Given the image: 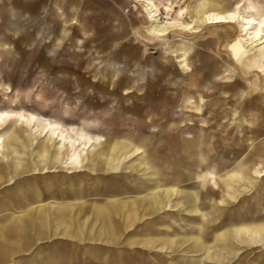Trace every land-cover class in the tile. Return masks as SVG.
<instances>
[{
	"label": "rangeland",
	"instance_id": "374dc122",
	"mask_svg": "<svg viewBox=\"0 0 264 264\" xmlns=\"http://www.w3.org/2000/svg\"><path fill=\"white\" fill-rule=\"evenodd\" d=\"M11 1L0 0V31H4L0 32V112L10 114L6 118L7 123L0 126V138L10 146L14 144L25 164L35 163L37 170L32 166V172L37 174L31 181H37L38 175H46L43 173L49 159L44 155L34 158L32 152L34 148L37 150L43 146L40 142L48 139L37 136L34 145L26 139L27 143L23 146L19 141L9 140V128L16 120L14 110H21L10 106L14 101L21 103V99L32 105L35 101L38 104L35 114L66 126L71 136L78 137V133L83 132L95 137L93 147L86 150L81 147L82 150L77 151L82 153L81 157L73 156L74 151L64 149L68 159L61 161L55 169V180L65 179L66 184L56 182L53 188L59 195L55 198L61 199L62 203L80 191L75 188L72 192L70 186L81 184L83 170L89 171L88 161L94 160L97 155L100 157L107 142L112 149L117 143L124 149L125 145L133 142L138 144V138L154 136L150 144V149L153 148L151 161L165 174H173L175 169L168 163L167 154L154 152L159 143L167 145L170 142V133L164 134L175 125L177 128L172 134L180 135L181 145L185 144L183 137L203 134L202 160L197 165L202 177L196 185L199 181L204 182L205 178L210 181L202 187V210L194 213V220H190L189 214L168 211L147 221L155 223L157 235L166 241L174 235V232H169V227L172 230L179 228L175 220L179 217L182 225L178 236L196 234L209 241V230L218 227L221 231L222 224L210 223L207 218L210 212L215 214L223 210V218L217 220H224L231 226L227 246L232 256L229 261L218 264H264V241L248 244V234L244 232V239L238 241L237 233L242 227L264 225V44H250L249 36L240 32L242 23L214 25L205 21L207 13L212 10L229 12L240 5V12L249 17L252 3L264 12V0H152L160 9L158 18L161 24L169 26L171 22H193L196 26L190 33L175 30L172 37L166 39H158L149 33L151 22L148 13L137 5L136 0H101L97 7L100 10L89 13L83 8L93 1L85 0L87 3L82 7L77 1L72 3L75 6H71L70 2L61 4L59 0H44L45 4L39 10L33 4L36 0H20L14 7ZM23 4L31 6L29 11L18 16V9ZM167 7L171 8L169 17ZM58 70H62L61 73ZM103 74L106 78L102 77ZM112 85L117 88L113 95L110 93ZM146 92H150L151 103L140 99L139 95ZM4 93L6 97L1 96ZM156 102L164 108H158ZM60 146L53 145V148L60 151ZM1 150L0 173L4 169L6 177L3 181L0 177V191L4 186V190L7 189L9 184L12 190L18 179L10 182L12 175H9L10 170L6 166L15 165L14 154L11 155L7 146H2ZM143 156L125 152L117 157L115 163L128 166L139 162ZM244 167L245 172H242ZM182 169L189 172L195 170L187 154L183 155ZM115 172L120 174L124 171L119 169ZM96 178L86 176L83 180L93 184L97 182ZM112 178L113 175L101 176L100 184H110ZM126 182L130 183L124 178H116L117 184ZM193 182L187 181L185 185L192 186ZM61 185L68 186L67 191H63ZM208 191L210 197L206 196ZM236 191L240 192L237 200L230 199L225 205L224 194ZM102 193L109 196L107 191ZM13 195L10 191L9 196L12 198ZM94 195L85 193L84 197L91 201L96 198ZM131 196L135 197V194H125L124 199ZM54 204L59 205L57 202ZM63 207L60 208L67 210V206ZM53 208L56 211L59 209ZM169 213H173L174 218H170ZM1 216L2 213L0 226L6 221ZM185 228L188 230L185 231ZM60 241L44 239L28 255H16L13 259H22L28 264L33 260L46 263L53 249L65 250V246L58 245ZM188 243L186 241L185 246L175 253L145 249L146 254L141 259L129 246L120 245L112 250L108 258L110 264H124L123 258H120L124 254L129 261L135 256L133 262L126 264H145V260H152L151 257L157 254L159 257H153L154 264H175L170 262L172 256L188 260ZM95 249L86 251L84 258L87 264H106L104 260L95 258L101 257L102 253L107 256L108 252ZM222 249L223 246L219 245L215 251L220 254ZM67 250H71L70 246ZM59 257L53 256L50 260L59 259L62 263L72 256ZM78 259L80 257L74 258ZM11 263L18 264L11 260L0 264ZM184 264L190 263L186 261ZM196 264L201 263L196 261Z\"/></svg>",
	"mask_w": 264,
	"mask_h": 264
},
{
	"label": "crops",
	"instance_id": "0c3cea01",
	"mask_svg": "<svg viewBox=\"0 0 264 264\" xmlns=\"http://www.w3.org/2000/svg\"><path fill=\"white\" fill-rule=\"evenodd\" d=\"M12 1L14 3V5L13 3L11 4L13 7L15 5H18L20 2V0L19 2L18 0H16V2L15 0ZM59 1L61 4L62 2H70L71 6H75V4L72 3H74V1H77V3L82 7L84 3H87L85 2V0ZM87 1H93V3H88V6L83 8L86 12L89 13L94 12L95 10H100L97 7L100 6L99 4L101 0ZM30 6L31 5L23 4V7L18 9V16L22 15L21 12L25 13L26 10L29 11ZM13 10L14 8L11 11L13 12ZM98 23H100L99 17ZM0 32L4 31L1 30ZM85 33H87V31H85ZM54 60L56 61L58 59ZM174 128L177 127L173 125L172 129ZM172 129L170 130V132H168V134L170 133L169 135L172 136V138L169 139L171 143L168 142L166 143L167 145H161L163 142L159 143V145L156 147V151L154 152H162L163 155L167 154L166 158L168 159V163L172 167H174L176 172L174 171L173 174H165L163 171L158 169L156 165H154L151 161L152 157L150 156V154L153 151V148L150 149V144L152 143L151 140L154 139V136L151 137L145 135V137L138 138V145L133 142L131 145H125L124 149L121 148L117 143V145L113 148L119 150V152H117L116 150L114 151L115 154H117L116 156H114V165L116 166L115 169L109 171L104 165L100 167L99 165L102 163V161L104 162V159H100L99 155H97L94 158L95 160L88 161L87 167L89 171L83 168L84 170L81 174V184H72L70 186L72 192L75 188L80 191L78 193H73L70 200H65L66 202L63 203V206H67V210L69 211L62 210L60 207L63 206L60 204V206H58V208L60 209L56 211V209L53 208L57 207L54 206V203L56 202H51V207H49V209H44L42 212H40L39 208L35 209L34 206L39 204V202H36L35 198L37 193L35 189L36 187L42 189L40 193L42 192L43 194H40V196L44 197L45 199L50 192L54 193V197L55 195L59 197L58 193H55L53 191V188H55L54 186L50 187L52 191L46 192L47 181L45 180H48V178L46 177V175L48 174H44L45 176L38 175L39 178H37V181L32 182L31 178L34 177L35 174H37V172L35 171L32 172V166H35L36 168L35 163L33 165L25 164V166L20 169V173L16 172L17 170L15 169V165H7L6 167L10 170V172L8 171L9 175H12L10 178V182H13L14 180H16V178L18 180L13 187L11 186L12 190H10L9 184L7 185V189L4 190V186L3 190L0 191V213H2L1 219L6 220L3 221L0 226V263L9 262L11 260L18 264H28L27 261H25L27 263H24L22 259L17 260L13 258H15L16 255H28V252L32 251V249L39 245L44 239H60L61 241L58 243V245L65 246V250L63 249L62 251H60L59 249H53L50 253L51 256L48 258V262L43 264H73V262L79 261V264H87L88 262L84 258V256L87 254V250H96L95 248H97L111 254L112 250L120 245L129 246L131 250L135 252L134 255H138L141 257L146 254L145 249L155 250L156 252H164L161 251V248L168 247L173 251V253H175L182 246H185L186 241H188L189 252L186 254H191V251H193V249H191L190 247L194 246V244H196V246H200V244L197 243V237H194L196 234L186 235L187 233H183V236L182 234L179 236L177 235L179 234V228L182 225L179 221V217L175 219L177 220L176 223L179 228L177 230L174 229V231L169 227V232H174V235H170L168 240L166 241L165 239L157 235L158 232H156V229L158 227L155 225V223L147 221L162 214L163 212L168 211L189 214L191 216L190 220H194V217L192 216L194 215V213H197V205L193 201L194 198L191 197L190 194L196 190L200 192V188H198L196 182L201 178V170H197V165L202 160L201 142L204 136L203 134H197L190 136L189 138L183 137L182 141L184 142L185 140L186 142H184V145H181L180 135H172V133L174 132V130L173 132H171ZM108 144L109 142L105 143V145H107L105 150H108V159H110L113 156V149L108 147ZM125 152H132L133 154H144V156L139 162H132L128 166L123 163H115L117 157L123 155V153ZM184 154H187L188 158L193 162V167L195 168L193 172H189L188 170L185 171L184 169H182ZM100 156L102 157V155ZM91 162L93 163L91 164ZM119 169L123 170L124 172L120 174L119 172H115L116 170L119 171ZM242 169V172H245L246 168L244 167ZM34 170H37V168ZM104 175H113L114 178H124L125 181H129L130 183L126 182L125 184H117L116 178H112L110 184H107L104 187L102 186V184H100V178ZM86 176L98 177L96 178L97 182L93 184L85 183V179L83 180V178H85ZM0 177L2 181L5 179L6 172L4 169H2ZM41 177H44L45 179L43 178L42 180ZM53 177L55 178V176H52V178ZM133 178L135 179V181H131ZM190 180L194 181L193 185L186 186L185 184ZM62 182L65 183V179ZM74 182L77 183L76 181ZM61 186L64 188L63 191H67L68 186ZM173 188L178 190V193L176 195H174L173 192L170 194V196H165L163 194L165 193L163 192V190ZM105 190L109 193L108 197L102 195V192H105ZM10 191L14 193L12 198L9 196ZM63 193L65 194L66 192ZM85 193L96 194L94 195V197L96 198L89 201V199H85ZM128 193L135 194V197L131 196L129 199H124V195ZM31 205L34 206L31 207ZM102 205L103 208L108 211L107 213H109L107 215V218L106 215L105 217H102L100 215V207ZM172 205L173 208L171 209L170 206ZM198 207H201V202L199 203ZM11 209H14V211ZM48 211L51 212V219L47 218L48 214L44 216ZM171 214L173 213H169L168 216H170ZM170 218H174V216L171 215ZM182 220L184 219L182 218ZM182 229L184 230V228ZM132 233L134 234V236H132ZM69 246L71 250H67ZM136 247L138 249H136ZM39 254L41 253H38V255ZM69 254H71L72 257L70 259H65L62 263L59 261V259H51V261L49 262L50 258H52L53 256H57V258L59 256H65V258H69ZM109 254H107L106 256L105 253H102L101 257H97L95 259L104 260L106 264H110L111 260L108 258ZM123 255H121L120 258L121 260L123 258L124 264H126V262L130 263L134 261L135 256L132 257L133 259L130 258L131 261H129L126 260ZM79 257L80 260H74V258ZM153 257L159 256L155 254L151 257L152 260H145L143 263L154 264ZM114 261L116 262V260ZM30 264L42 263L40 260H33V262L31 261Z\"/></svg>",
	"mask_w": 264,
	"mask_h": 264
},
{
	"label": "bare ground",
	"instance_id": "6f19581e",
	"mask_svg": "<svg viewBox=\"0 0 264 264\" xmlns=\"http://www.w3.org/2000/svg\"><path fill=\"white\" fill-rule=\"evenodd\" d=\"M16 2V0H15ZM19 2V0H18ZM75 2V1H74ZM137 3V5H140L144 8V10L148 13V19L151 22L150 26H149V33L153 36H155L158 39L161 38H168V37H172L171 34H173L172 32L177 30V31H181V32H192L194 31L195 27L193 25V22L190 23H182V22H169V26L163 25L160 23L159 20V15H160V9L158 8L157 4L152 1V0H136L135 1ZM13 1L10 3L12 4ZM18 4V3H17ZM14 5V3H13ZM227 6V5H226ZM242 5L236 7V9L234 11H229V12H217V11H210L207 13L206 17H205V21H208V24H214V25H220V24H226V23H242L243 24V28L240 32H242L245 36H249V40L250 44L253 45H258V44H264V12H262V10L260 11L259 8L252 3L250 5V10L249 12L251 13V15L249 17H245L243 16V14L240 12V8ZM175 8V7H174ZM170 12H171V8L167 7V17L170 16ZM64 15V14H63ZM26 17V16H25ZM169 19V18H168ZM170 20V19H169ZM59 21V20H58ZM21 25V24H20ZM233 25V24H232ZM58 30V29H56ZM55 30V33H57ZM60 31V30H58ZM201 31V30H200ZM68 33V32H67ZM194 33V32H193ZM253 35V36H252ZM77 37V36H76ZM75 37V38H76ZM240 37V36H239ZM67 39V38H66ZM60 40V39H59ZM73 40V39H71ZM78 42V41H77ZM236 42V41H235ZM152 43V42H151ZM169 43V42H168ZM4 45V44H3ZM228 46V45H227ZM2 47V46H0ZM75 47V46H74ZM10 50V49H9ZM80 50V49H79ZM231 51V50H230ZM241 51V49H240ZM178 52V51H177ZM238 53V52H237ZM236 53V55H237ZM181 54V53H180ZM230 54V53H229ZM239 54V53H238ZM24 59V58H23ZM40 60V59H39ZM40 62V61H39ZM43 62V61H42ZM41 62V63H42ZM184 62V61H183ZM181 63V62H179ZM41 65V64H40ZM19 66V65H18ZM186 66V65H185ZM181 67V66H180ZM32 69V67H31ZM33 70V69H32ZM199 70V69H198ZM60 71V70H58ZM62 71V70H61ZM60 71V72H61ZM215 71V70H214ZM76 72V71H75ZM197 72V71H196ZM30 73V72H29ZM173 74V73H172ZM80 75V74H79ZM115 76V74L113 75ZM72 77V76H71ZM103 78H106V76H104V74L102 75ZM193 77V76H192ZM173 78V77H171ZM198 78V77H197ZM59 79V78H57ZM113 79V78H112ZM115 80V79H114ZM122 82L124 81L123 79H121ZM170 81V80H169ZM120 82V83H122ZM139 82V81H138ZM124 83V82H123ZM83 84V83H82ZM116 84V83H115ZM125 84V83H124ZM145 84V83H144ZM110 85V84H109ZM104 86V85H103ZM113 86V85H112ZM23 87V86H22ZM122 87V85H121ZM130 87V86H128ZM20 88V87H19ZM25 89V88H24ZM129 89V88H128ZM102 90V89H101ZM177 90V89H176ZM25 91V90H24ZM117 91L116 86H113V90H111V95H113L115 92ZM150 92H146L144 93V95H139L140 99L148 101V102H152L153 99L148 97V94ZM5 95L7 94H2L1 96L6 97ZM155 95V94H154ZM165 97V95H162ZM20 97V96H19ZM167 98H169L168 95H166ZM165 97V98H166ZM43 98V97H42ZM228 98V97H227ZM1 99V98H0ZM113 99V97H112ZM165 100V99H164ZM173 102V100H171ZM21 103L14 101L12 103V105L10 107H13L15 109H21L19 111L14 110V115L16 117L15 122L10 126L9 128V140L14 142V141H19L21 146L26 145L28 140V143L30 144H35V138L37 136H40L41 138H47L48 141H43L41 143H39L40 145H43L41 148L35 150L32 152L34 155V158H36L39 155H44L45 157H47L49 159V163L47 164L46 168L44 169V173L43 174H48L46 175V177L48 178L47 181V191H52L50 187L54 186L55 183L53 182H61L63 183V185H65L66 183L62 182V180L58 181L57 179L55 180V178L53 179L52 176H55V169H57V166L59 165V163L61 161H65L68 159L67 155L65 154V148H67V150L69 152L74 151L73 156H79L81 157L82 153L77 152L78 150H82L81 147H83V150L86 149H90L91 147H93L94 143H95V137H91L88 135H85L86 133H78V137H73L71 136L66 130L64 125H61L60 123H56L53 120H49V119H44L39 117L37 114H35L34 111H36V107L38 104L34 101L33 105L32 103L30 104L29 102H27L26 100L24 101L23 99L20 100ZM171 102V103H172ZM178 102V101H177ZM156 105L158 106V108L163 109L164 107L162 105H160L159 103L156 102ZM249 105V104H248ZM6 106V105H5ZM4 106V107H5ZM9 106V105H7ZM58 106V105H57ZM235 106V105H234ZM31 107V109H30ZM232 108V107H231ZM154 109V108H152ZM56 110V109H55ZM204 113V112H203ZM210 113V112H209ZM257 113V112H256ZM12 116V115H11ZM201 116V115H200ZM10 117V114H8V112L6 113H1L0 112V126H2L3 124L7 123L6 118ZM205 119V118H203ZM212 119V118H211ZM218 120V119H217ZM195 122V121H194ZM20 124V125H18ZM163 124V123H162ZM176 124V123H175ZM205 124V123H204ZM213 124V123H212ZM190 125V123H189ZM210 125V124H209ZM214 125V124H213ZM185 126V125H184ZM28 127V128H26ZM71 127V126H70ZM69 127V128H70ZM193 127V126H191ZM214 126H212L213 128ZM196 128V127H195ZM192 129V128H190ZM174 130V129H172ZM200 130V129H199ZM29 131V132H27ZM173 132V131H172ZM211 132V131H210ZM28 133V134H27ZM212 133V132H211ZM164 135H168V133L164 134ZM162 134V136H164ZM173 135V134H172ZM206 135V134H205ZM169 138H172L171 135H168ZM201 139V138H200ZM87 140V141H84ZM115 141V140H114ZM118 141V140H117ZM166 141V140H165ZM164 141V142H165ZM178 142V141H177ZM185 142V140H184ZM60 146V151H56L53 148V145H58ZM136 144V143H135ZM165 144V143H164ZM14 145V144H13ZM13 145L10 146V144H6L5 140H2L0 138V153L2 152L1 147H5L7 146L8 148L11 149L10 152L11 155L14 154V161H15V169L17 170L16 172L20 173V169L23 168V166H25V162L20 160V155L21 153L18 151L17 148L13 147ZM138 145V144H137ZM162 147V146H161ZM116 149H113V156L108 159V150H103L102 152V157L100 156V159H104V162L102 161V163L99 165L100 167L102 165H104L106 167L107 170L111 171L112 169H115V165H114V160L117 154H115ZM22 151V150H21ZM32 151V150H31ZM117 152H119V150H116ZM169 152V151H167ZM198 153V152H197ZM6 154V153H5ZM154 155V154H153ZM152 155V156H153ZM95 158V157H94ZM180 159V158H179ZM3 160V159H2ZM38 160V158H37ZM95 160V159H94ZM97 161V160H96ZM179 162V160H178ZM181 163V162H180ZM3 164V163H2ZM95 164V163H94ZM152 165V164H151ZM149 166V165H148ZM150 167V166H149ZM81 168V167H80ZM207 168V167H206ZM154 169V168H152ZM195 169V168H194ZM43 170V169H42ZM243 170V169H242ZM33 171V170H32ZM176 172V171H175ZM244 172V171H243ZM32 173V172H31ZM180 173V172H179ZM30 174V173H29ZM33 174V173H32ZM181 174V173H180ZM244 174V173H243ZM25 175V174H23ZM194 176V175H193ZM175 177V176H174ZM202 177V176H201ZM204 177H207V175H204ZM244 177V175H243ZM57 178V177H56ZM98 178V177H97ZM100 178V177H99ZM181 179V178H180ZM64 180V179H63ZM101 180V178H100ZM204 180V179H202ZM209 179L205 178V181H199L198 182V188H200V192L193 191L190 196L194 198V202L197 205V210L196 212H199L202 210L201 207L199 206V203L201 202L202 204V187L207 186V183H209ZM101 182V181H100ZM221 183V182H220ZM102 184V183H101ZM34 185V184H33ZM104 185V184H103ZM178 185V184H176ZM7 186V185H6ZM105 187V186H104ZM225 187H227L225 185ZM178 188V187H177ZM1 189V188H0ZM36 202H39V204H37L36 206L31 205V207L34 206L35 209H40V212H42L44 209H49V207H51L52 203L51 202H57V204L62 205V201H60L59 199H55L54 197V193L50 192L47 196V198L45 199L44 197H41L40 194H43L42 192L40 193V191H42L41 188L36 187ZM56 191V190H55ZM106 191V190H105ZM205 191V190H204ZM225 191V190H224ZM163 193L165 196H170V194L173 192L174 195H176L178 193L177 189H166L163 190ZM191 192V191H190ZM5 193V192H4ZM34 194V193H33ZM25 195V194H24ZM240 195V192L236 191V192H227L224 194V200L223 202L225 203V205H227L228 203L226 201L230 200V199H234L237 200L238 196ZM206 196L210 197L211 193L208 191L206 193ZM257 197V196H256ZM259 197V196H258ZM257 197V198H258ZM91 198V197H90ZM104 198V197H103ZM256 198V199H257ZM15 199V198H14ZM158 199V198H157ZM47 200V201H46ZM258 200V199H257ZM260 200V198H259ZM44 201V202H43ZM50 201V202H48ZM67 201V200H66ZM65 201V202H66ZM1 202V201H0ZM246 203L248 201H245ZM10 203V202H9ZM127 203V202H126ZM31 204V203H30ZM60 205H57L60 206ZM248 205V203H247ZM10 206V205H9ZM188 206V205H187ZM209 205L207 204V207ZM171 209L173 208V205L170 206ZM64 208V207H63ZM188 208V207H187ZM60 209V208H59ZM62 209V208H61ZM26 210V209H25ZM63 210V209H62ZM61 210V211H62ZM71 210V209H70ZM112 210V208H111ZM151 210V209H150ZM69 211V210H67ZM239 211V210H238ZM8 212V211H7ZM108 211L103 208V205L100 207V215L102 217L107 218V215L109 213H107ZM21 213V212H20ZM48 214V219H51L50 214L51 212L48 211L47 213H45L44 216H46ZM111 214V213H110ZM173 215V214H171ZM170 215V216H171ZM224 215V211L220 210L217 211L215 214L210 212V217H208L207 219L216 223L217 225H219V223L222 224V230L219 231L218 227L213 228L212 230L210 229L209 231V235L211 237V240L209 241H205L201 236L195 235L194 237H197V243L200 244V246H196V244H194V246L190 247L191 249H193V251H191L192 253L187 255V259H178L175 258L174 256L171 257V263L174 262L175 264H184L186 261L190 264H196V261L200 262L201 264H218L221 261L222 262H227L229 261V259L231 258L232 254L229 250V236L228 233L231 231V226L228 222L224 221V220H217V219H222ZM113 216V215H112ZM110 217V216H109ZM188 217V216H187ZM216 218V220H214ZM191 219V218H190ZM82 220V219H81ZM128 220V219H127ZM193 220V219H192ZM259 220V219H256ZM9 222V221H8ZM25 223V222H24ZM261 223V222H260ZM85 224V223H84ZM255 224V223H254ZM29 225V224H28ZM5 227V225H4ZM32 227V226H31ZM84 228V227H82ZM74 229V228H73ZM155 229V228H154ZM188 228H185V231H187ZM175 231V230H174ZM32 232V231H31ZM73 232V231H72ZM136 232V231H135ZM246 232L248 234V236L250 237L249 241L250 243L248 244H256V243H260L263 242L264 239V225H260V224H256L252 227H242L241 229L238 230V236L239 239L238 241H240L241 239H244L243 233ZM134 233V232H133ZM132 233V234H133ZM129 234V233H128ZM137 234V233H136ZM139 235V234H138ZM154 235V234H153ZM178 235V234H177ZM188 235V234H186ZM134 236V234L132 235ZM3 237V236H2ZM27 239V238H26ZM73 239V238H72ZM77 239V238H76ZM72 243V242H71ZM16 245V244H15ZM221 245L223 246V251L220 252V254H217V252L215 251L217 249V247ZM250 246V245H249ZM14 247V246H13ZM101 247V246H100ZM9 248V247H7ZM73 249V248H72ZM6 250V249H5ZM36 250V249H35ZM74 250V249H73ZM4 251V250H3ZM11 251V250H8ZM111 251V250H110ZM161 251H164L165 253H173L172 250H170V248L168 247H162ZM228 251V252H227ZM9 253V252H8ZM16 253V252H15ZM202 253V254H201ZM109 254V253H108ZM112 254V253H111ZM141 254V253H140ZM70 255V254H69ZM110 255V254H109ZM236 255V253H235ZM105 256V255H104ZM138 256V255H137ZM202 256V257H201ZM143 257V256H142ZM60 258V257H59ZM186 258V257H184ZM141 259V257L139 258ZM170 259V257H169ZM13 260V259H12ZM155 260V259H154ZM261 260V259H260ZM51 261V260H50ZM49 261V262H50ZM147 261V260H146ZM263 262V260H261ZM12 264V263H11ZM56 264V263H55ZM224 264V263H223Z\"/></svg>",
	"mask_w": 264,
	"mask_h": 264
},
{
	"label": "water",
	"instance_id": "95a60500",
	"mask_svg": "<svg viewBox=\"0 0 264 264\" xmlns=\"http://www.w3.org/2000/svg\"><path fill=\"white\" fill-rule=\"evenodd\" d=\"M36 1H37V2H36ZM36 1H34L33 4L37 5V9L39 10V9H41V8H40L41 6H44L45 2H44V0H36ZM38 4H39V5H38Z\"/></svg>",
	"mask_w": 264,
	"mask_h": 264
}]
</instances>
